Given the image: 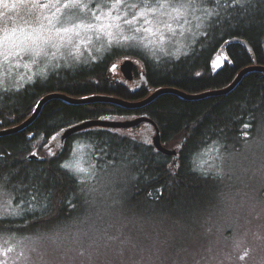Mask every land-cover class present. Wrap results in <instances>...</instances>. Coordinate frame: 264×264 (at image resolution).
Returning <instances> with one entry per match:
<instances>
[{
  "label": "trees",
  "instance_id": "obj_1",
  "mask_svg": "<svg viewBox=\"0 0 264 264\" xmlns=\"http://www.w3.org/2000/svg\"><path fill=\"white\" fill-rule=\"evenodd\" d=\"M196 1L206 25L187 54L155 59L140 50L113 47L89 64L61 67L18 88H0V129L27 118L48 92L109 95L127 101L145 98L150 92L144 87L131 91L110 79L111 64L120 56L139 61L152 90L173 87L187 93L222 88L243 67L264 66V0ZM209 10L215 15L209 17ZM222 46L229 62L213 70L211 61ZM110 115L149 117L160 130L162 144L177 150L176 158L150 143L100 127L70 135L56 155H46L44 147L56 133ZM76 138L91 146L89 180L63 167ZM254 139L264 141V72L258 70L243 75L229 92L201 99L162 93L141 107L50 99L26 128L0 136V188L17 210L0 218V234L53 236L55 243L47 240L40 246L44 251L54 253L59 243L61 249L79 252L87 264H135L137 259L143 264H197L194 259L198 262L214 252L215 239L229 236L226 223L231 221L228 181L212 166L210 171L199 170L197 156L210 148L209 161L217 144L223 152L238 154ZM33 152L39 159L28 157ZM90 182L95 190L107 188L97 214H93ZM259 199L258 204L264 205L262 195ZM113 220L122 223L121 231L107 230ZM90 224H106L108 235L100 242L89 238ZM59 231H81L85 241L68 244Z\"/></svg>",
  "mask_w": 264,
  "mask_h": 264
},
{
  "label": "rangeland",
  "instance_id": "obj_2",
  "mask_svg": "<svg viewBox=\"0 0 264 264\" xmlns=\"http://www.w3.org/2000/svg\"><path fill=\"white\" fill-rule=\"evenodd\" d=\"M113 2L114 0H83L89 6L86 12L77 11L70 17L68 14L62 16L57 13L56 19L49 24L48 20L52 19L56 7H39L40 4H48L49 0H0V11H4L0 13V88H18L36 79H43L61 67L89 64L113 47L140 50L155 59L179 57L189 52L206 25L196 0H126L128 5L137 4L139 7L113 9L109 14ZM162 3H166L167 7L160 8ZM144 6L159 10L149 12L144 17L137 16L131 24L125 23V20H132L133 15ZM173 8H181L183 14L177 16L173 13L169 16L168 13ZM11 12L15 15L10 14ZM97 16L101 19H96ZM115 16H120V19H113ZM78 24H90L92 27H74ZM56 27L72 30L57 32ZM123 37L130 39L124 40ZM126 57L133 58L120 56L112 62L111 80H123L119 65ZM133 59L139 73L142 70L141 65ZM224 62H229V59L218 50L211 61L212 69L216 70ZM113 65H116L115 71L112 70ZM129 85L133 87V84ZM135 117L110 115L102 116L101 119L124 121ZM109 130L150 144L155 134L153 126L147 122L130 128ZM63 131L64 129L49 139L44 147L46 155L53 156L61 150ZM71 147L65 164L78 177L89 180L93 171L90 144L76 138ZM220 147L219 144L213 147L209 160L211 164L207 155L210 148L198 154L196 161L199 170L210 171L212 166L219 177L228 181L226 199L230 198L227 210L231 221L226 223V228H229L230 233L223 240L215 239L214 252L202 256L198 262L194 259L193 262L264 264V205L258 204L260 196L264 198V193L261 194L264 189V141L255 142L254 139L247 142L238 154L223 152ZM101 184L100 180L98 186ZM89 187L91 204L95 208L93 214H97L98 208L103 207L99 205L100 200H106L103 192L107 193V188L103 189L101 186L95 190L96 186L91 182ZM16 212L9 194L0 188V218ZM111 223L114 224L109 225L107 230L113 233L122 230V223L115 220ZM105 228L106 224L89 226L88 237L100 242L101 238L108 235ZM59 232L64 241H69L68 244L85 241V234H81V231L74 234ZM37 237L38 239L12 238L0 234V264H87L78 257L79 252L61 249L59 243L55 244L54 253L49 254L40 246L47 240L55 243V238L43 235ZM210 242L209 248H212ZM86 251L89 252L90 247ZM86 258L88 262V253ZM143 263L142 259L135 262Z\"/></svg>",
  "mask_w": 264,
  "mask_h": 264
},
{
  "label": "water",
  "instance_id": "obj_3",
  "mask_svg": "<svg viewBox=\"0 0 264 264\" xmlns=\"http://www.w3.org/2000/svg\"><path fill=\"white\" fill-rule=\"evenodd\" d=\"M243 44L246 46L248 50H250L249 45L245 41H243ZM220 52L221 53L224 52V46L220 48ZM136 66L137 64L133 58H130V57L124 58L119 65V71L123 77V80L120 78H116L115 80L122 83L123 85L130 87L131 91H135L139 89L140 87H144L147 92H150L145 98L140 99L138 101H127V100H123L121 98H117V97L109 96V95L93 94V95H88L84 97H74V96H70V95H67L61 92H48L38 100L33 112L27 118H25L24 120H22L21 122L13 126L0 129V136L16 133L26 128L37 117L42 106L48 100L54 99V98L62 99L66 102L74 103V104H79V103L84 104V103H92V102L101 101V102L116 103V104L123 105L126 107H141L162 93H174L185 99H201L207 96L222 95L232 90L241 80L243 75H245L246 73L250 71H254V70L264 72L263 65L245 66L238 71L234 79L227 86H224L219 89L206 90V91L199 92V93H187V92L181 91L173 87H159L155 90H152L150 87H148V83H147L143 70L140 69L139 73H137V76H135L134 69L136 68ZM129 84H133V87L130 86ZM142 122H147L151 124L154 128L155 134L152 138L151 144L155 148V150L165 155H170L175 159L177 156V150L175 148H172V149L166 148L162 144L159 128L147 116H137L131 120H124V121L103 120L101 118L84 120L80 123H77L75 125H72L64 129L62 136H61V141L64 142V140L67 139L70 135L86 130V129L93 128V127H100V128H107V129H110V128L121 129V128L134 127ZM28 157L39 159V157L35 153H31Z\"/></svg>",
  "mask_w": 264,
  "mask_h": 264
},
{
  "label": "snow or ice",
  "instance_id": "obj_4",
  "mask_svg": "<svg viewBox=\"0 0 264 264\" xmlns=\"http://www.w3.org/2000/svg\"><path fill=\"white\" fill-rule=\"evenodd\" d=\"M51 6H55L56 11L52 14V19L48 20L49 24H52L53 20L56 19L57 13H61L62 16L64 14H68L70 17L71 15L75 14L77 11L86 12L88 10V7H89L87 4L83 3V0H49L48 4H40L39 5V7H41V8H48ZM122 7H131L132 9H136L139 6L137 4L128 5L126 3V0H114V2L111 4V6L109 8V14L111 13V11L113 9H119ZM159 7L165 8V7H167V4L162 3L159 5ZM181 7H183V6H181ZM158 10H159L158 8L149 7V6L141 7L140 10L138 12H136L135 15H133L132 20H125V23L131 24L133 21H135L137 16L144 17V16H146L147 13L157 12ZM173 13H175L177 16L183 14L181 11V8H173L172 11L170 13H168V15L171 16ZM207 15L209 17H211L212 15H215V13H213L209 10V11H207ZM96 19L99 20V19H101V17L97 16ZM113 19L119 20L120 16H115V17H113ZM74 27H76V28H79V27L91 28L92 25H90V24L89 25L78 24V25H74ZM71 30H72L71 28H67V27H56L55 28V31H57V32H61V31L62 32H69ZM137 31H139V29H137ZM123 39L128 40V39H130V37H123ZM36 54L38 55L39 51H37ZM115 68H116V65H113L112 70L115 71ZM63 167L68 168L69 165L64 164ZM241 259H243V257H241Z\"/></svg>",
  "mask_w": 264,
  "mask_h": 264
},
{
  "label": "flooded vegetation",
  "instance_id": "obj_5",
  "mask_svg": "<svg viewBox=\"0 0 264 264\" xmlns=\"http://www.w3.org/2000/svg\"><path fill=\"white\" fill-rule=\"evenodd\" d=\"M0 13H4V11H3V10H1V11H0ZM10 14H13V13L11 12ZM13 15H15V14H13ZM63 143H64V142H63Z\"/></svg>",
  "mask_w": 264,
  "mask_h": 264
}]
</instances>
